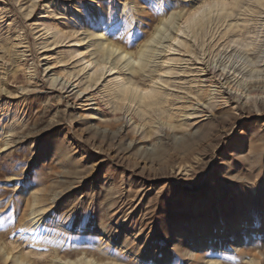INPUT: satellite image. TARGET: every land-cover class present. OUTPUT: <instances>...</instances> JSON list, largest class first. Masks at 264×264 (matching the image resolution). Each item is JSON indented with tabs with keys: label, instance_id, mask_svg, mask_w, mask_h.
I'll list each match as a JSON object with an SVG mask.
<instances>
[{
	"label": "rangeland",
	"instance_id": "1",
	"mask_svg": "<svg viewBox=\"0 0 264 264\" xmlns=\"http://www.w3.org/2000/svg\"><path fill=\"white\" fill-rule=\"evenodd\" d=\"M208 1L0 0V246L44 262L33 241L71 249L89 230L123 264H264V0L213 6L193 42L184 16ZM105 15L132 51L160 25L140 80L155 109L104 95L116 54L100 76L93 46L92 64L76 54ZM40 188L45 214L22 223Z\"/></svg>",
	"mask_w": 264,
	"mask_h": 264
},
{
	"label": "bare ground",
	"instance_id": "2",
	"mask_svg": "<svg viewBox=\"0 0 264 264\" xmlns=\"http://www.w3.org/2000/svg\"><path fill=\"white\" fill-rule=\"evenodd\" d=\"M205 5L207 7V10L202 11V13L199 14L198 16H196V14L200 13L199 10L203 6H199V8L193 10V12L189 13L187 16H184L185 17L184 23L187 24V30L191 31L192 33L193 42H195L199 38V34H201V32L203 31L204 26L206 24V20L209 18V15L213 10V9L211 10L213 6L217 8L218 10H222V9L224 10L225 9L224 7L227 6V8L230 11H233L242 6L239 0H229L227 3L224 0H213L212 2L210 0ZM215 8L214 10H217ZM105 16H108V15H105ZM45 18H48V15L46 11H43L39 14L38 21H41L42 19H45ZM114 18H115L114 15H109L107 18H105V20L97 19L96 21H94L96 22L97 28H95L91 32V34H88V35H93L92 37L93 41L90 44L87 43L88 45H84L83 49L76 50V54L81 55L83 59L86 58L85 62L87 64H92L93 61L91 60V58H88V54L87 56H85V54H86V48H88L89 45L93 46V52L91 54L96 53V56H99V58H101L94 66V72L98 76L102 74L103 72L102 70L103 68H105V65H106L105 60L107 59V56H113L114 54H116L115 57H113L115 59L114 61L115 65L112 66V64L109 62L111 65L107 67V70L109 72H112V70L116 68L117 72L115 76L110 78L105 83L104 88H103L104 95L108 99H111L112 97H116V99L119 100L120 102H126V101L135 102V104H137L138 107L141 108V109H138V113L142 114L145 112V109L147 107L155 109L156 106H160L163 103L162 91L160 90V88L156 86V82H154L153 85L150 87H141V84H140V80L142 79V76H144L143 73H145L146 68L149 66V63L151 62V59L154 54V49L152 48L151 43L156 39L155 36L158 33L159 24L156 25L157 28L155 29L156 30L155 35H154V32H152L151 34H149V37H147L145 41H142V43L141 41L137 42L138 49L136 51H132V50H127L125 46L121 45L118 42V38L122 37L120 33L112 34L111 32L104 31V28H103L104 25L107 22H109L107 23V25L109 26L110 24L112 25L110 21H112ZM117 19H121V18L118 17ZM129 23L132 25L134 22L130 21ZM113 24L114 26L119 25V23H113ZM161 24L163 25V23ZM48 25H49L50 30L54 28V26L51 23ZM111 29L112 28H110V30ZM177 29L178 31L183 30V28L181 27ZM176 37L174 36L173 38H176ZM173 38L172 40H175ZM80 41L75 40V42H80ZM155 41H158V39ZM180 44L182 46H187V43L183 42V40L180 41ZM192 46H194V43ZM193 50H194V47H191L190 51L193 52ZM126 56L128 57L125 58ZM121 60L123 61L120 62ZM170 60L172 59L169 58V60H167L166 62H169ZM119 62L120 64H118ZM168 70L169 68L166 67L164 68L162 73L168 72ZM130 77L134 78L133 82H128ZM158 78H160V81L164 82V80H162L161 75H158ZM154 79L155 77H151L150 80L153 81ZM246 90L248 94L250 95H255L257 93V90L255 87H249V88L247 87ZM260 92H263L264 94V90H260ZM122 105L123 104L120 103L118 105L119 106L118 108L120 109ZM109 126L113 127V124H110ZM45 199H47V196L43 192V189L40 188V189L34 190L32 197L28 198L27 201L25 202L26 203L25 206L27 207V209L25 210V213L23 217L21 218L22 223H26L27 219H29L30 216H32L31 218L33 221L35 219L36 223L43 217L47 209L46 205H43L45 203ZM71 214L72 213H70L69 215L70 220H72ZM231 232L233 233V231ZM78 236H79L78 241L74 243V246L71 249H68V248L59 249V248L54 247L53 245H52L53 247L51 245L50 247L49 244L38 242L37 239L33 241V244L35 246L36 245L39 247L43 246L42 250L44 253L48 251L49 249L53 250V253H52L53 256L51 255L52 257L48 258L49 260L46 259L47 261L45 260L44 262L30 260L28 259V257L20 253L18 255L16 254L13 255L11 254V249H8L7 245L4 244L3 246H0V262L6 263V264H123V261L120 258L112 257V253H108V251L106 250L107 248L100 249L99 247H101L102 243H99V242L95 243V241H92V240L89 241V239H91V236H92L89 230L82 231L80 235ZM140 250L141 249H139V251ZM39 253L40 251L38 252V254ZM101 253L109 254V256H102ZM141 253H144V252H141ZM151 257H153V260H157L159 255L158 253H154L152 254ZM240 258L243 261L240 264H243V263L259 264V262L254 258L246 259L244 255L241 256ZM200 259L201 261L199 264H224L218 261L217 258L213 257V255H211L208 252V250L204 252V254L202 255Z\"/></svg>",
	"mask_w": 264,
	"mask_h": 264
}]
</instances>
